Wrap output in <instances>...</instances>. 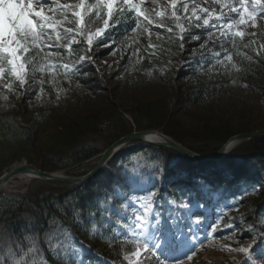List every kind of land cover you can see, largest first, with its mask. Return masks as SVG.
I'll return each mask as SVG.
<instances>
[{"label": "rangeland", "instance_id": "374dc122", "mask_svg": "<svg viewBox=\"0 0 264 264\" xmlns=\"http://www.w3.org/2000/svg\"><path fill=\"white\" fill-rule=\"evenodd\" d=\"M69 2L74 3L76 0H61V3ZM251 2L252 0H249V3ZM196 3L203 7H215L219 10V6L215 5L213 0H207V2L206 0H196ZM142 8L148 12L154 11L149 0H145ZM155 10H160V7L157 6ZM183 22L188 29L183 41L176 37L177 29L174 28L173 33H169L174 34L173 37H168L165 33L162 32L161 34L158 30H155L159 29L155 26L150 28L151 38L145 32H143L144 35L129 33L126 36L127 40L124 42L102 41L100 44H94L90 51L85 47L86 40L80 39V44L73 46L74 56L72 59L81 55L92 58L91 62L86 61L83 65H76L78 70L75 74H79L84 69L93 70L86 77L91 82L88 85H83L80 81L70 77L71 72L74 70L65 75L61 69L55 75L52 72L41 73L39 71L29 75V83L24 86L23 90L16 88L14 91L9 92L7 89L0 88V175L17 162L26 161L39 166L34 153L31 152V145L36 148H50L49 150L52 153L61 150L63 144H65L64 142L67 141V136H57L55 133L59 127L58 125L62 122L63 124L66 122L68 125L77 122V125H74L76 127L81 124V121L85 122L84 118L91 115H99L100 117L107 115L112 112L113 107L120 108L125 115L126 110L148 106L153 107L156 111L159 121L165 112H168L175 115L180 123L184 125L194 126V124H199L189 115L190 112L195 110V107L183 104L187 91L196 86L208 84L222 87L219 89V93L208 97L209 100L207 99V102H214L215 107L208 109V112L198 113L199 116L207 118L216 115L220 121L232 123L229 125V129L231 127L235 128L236 121L234 122L231 116L233 110L237 106L243 104L254 105L257 102L251 91L243 86L244 70L241 63L239 64L233 59L237 65L236 68H232L231 64L227 68L216 65L214 68L199 70L197 72L199 74L194 77L185 74L189 70V65L194 62L193 59L202 57L201 53H203V56L209 54L213 56L214 49L218 51L220 48H224L223 44L226 42H228V46H231L232 43L225 40L221 45L209 41L207 49H211V51L202 49L200 44L207 39L206 31L194 26L190 27L187 21ZM97 27H102V21L96 20L91 25L92 30ZM161 30L166 32L164 29ZM241 30L249 34L245 35L243 39L239 38V41L252 42L264 55V48H260V45L264 44V41H262L264 40V12L258 13L255 26L250 23L248 26H241ZM157 33H159L160 39H157ZM189 33L192 35H189ZM251 33L255 35H251ZM194 36H199V40L194 39ZM150 42L157 47L150 48ZM105 43L111 44V47L103 46ZM180 43L184 44L183 50L179 47ZM162 45L164 47H161ZM136 49H139V52H136ZM52 51H59L64 57V63L71 62L64 50L52 49ZM113 51H115L114 55L111 54ZM222 55H224L223 52ZM224 75L225 78L223 79ZM40 81H43V83H39ZM96 85L101 86V90L98 89V95H95L91 89ZM41 88H43V92H41ZM4 96H8V99H4ZM260 110L262 114L257 119V124L264 125V108ZM14 119L17 123H14ZM162 128L158 130L163 132ZM88 137L99 143L101 147L108 144L106 137H93L92 133ZM247 140L243 139L234 143L226 154L233 150L235 146ZM145 144L140 140L128 142L110 159L107 167L99 175L85 182L84 186H86L90 195L103 203L101 209L104 214L110 220L120 218L118 220L119 227L128 232L129 235L133 236L134 234L135 241H140V244H134L126 239H123V241L121 238L120 241L116 239V245H111V248L117 250L109 255L102 253L104 256L100 257V263L96 261V263L91 264H117L110 259L120 260L121 262L118 264H129V260L125 257H130L131 252L135 251L137 247H142L144 242H147L150 247L159 244L161 255L160 259L157 260L151 252H142L139 264H237L240 259L248 257L241 252L231 251L224 246L228 245L232 249H236L253 244L254 239L257 241L254 249L264 255V245L259 243V237L246 230L247 228L244 230L223 228L224 223H220L222 226L221 231L213 233L210 227L208 229V225L212 222L210 220L213 218V209L206 206L205 203L190 205V209L180 207V210L187 213V220H181L177 213L166 212L167 208L179 207L178 203L169 201L167 195L159 190L161 187L160 178L172 159L169 153L161 158L154 150L148 149ZM54 171L66 173L67 169ZM150 177L159 178L158 184L152 186L153 188H148L143 193L133 192L129 196V190L135 187L137 179L140 178L141 185L139 187L142 188V186H148L147 183ZM36 180L32 177H14L7 183L4 192L27 195L32 192L31 187L37 188V185H35ZM39 190L42 189L38 186L37 191ZM117 192L128 198L125 210L120 212V215H115L116 205L119 202L114 196ZM147 192L154 193L152 202L157 207L158 214L154 213L150 216L147 229L142 230V233H140V228L135 227L132 222L134 211L131 209L132 206H135L138 209L136 212L139 213L140 202L133 203L131 197H144ZM87 194L89 193L87 192ZM34 195L32 192L31 198L35 197ZM206 196L212 200L217 198L216 194L213 193H208ZM69 200L72 202V198ZM144 203H147V200ZM127 211L130 213H126ZM25 214H27L26 211ZM171 217H173L174 223L167 227L168 229H165V225L171 224L168 221ZM25 220L28 219L25 218ZM179 225L181 226L180 232H178ZM3 227L4 224H1L0 231L4 230ZM3 233L5 236L7 235L5 232ZM70 233L75 235L73 231H66L63 235V243H61V240V242L53 241L52 245H58L57 254H60V252L64 254L66 251V256H76L81 263L86 262V254L89 247L92 248L90 246L91 240L79 235L81 243H85V245H76L66 239V235ZM190 236L191 239L200 241L199 244L196 245L193 241L196 246L191 245L189 242ZM6 237L12 241L11 247L16 253L14 256L9 257L7 264H12L16 260L21 261V264H41V261H46V264H53L40 257L42 255L39 253L40 249L35 253H28V249L32 247V244L28 243L21 251L20 248H17V241L11 239L8 235ZM65 244L74 245L82 255L74 253L70 247L65 249ZM194 246L196 248L190 252V247ZM103 248L108 251L111 250L109 247ZM0 251L7 254V245ZM112 255L117 258L112 257ZM180 255L181 258L173 261L175 257ZM189 256H191V259L188 258ZM151 259L153 262L150 261ZM131 261L132 264H136L137 258L131 257Z\"/></svg>", "mask_w": 264, "mask_h": 264}, {"label": "trees", "instance_id": "16d2710c", "mask_svg": "<svg viewBox=\"0 0 264 264\" xmlns=\"http://www.w3.org/2000/svg\"><path fill=\"white\" fill-rule=\"evenodd\" d=\"M121 19L122 23L117 25L110 34L112 40L124 42L129 33L145 34L142 30L132 31L135 21L131 13H127ZM155 30L161 34L165 33L168 37L174 36L161 29ZM108 40L106 36L104 41ZM223 45L224 49L232 51L233 59L241 63L244 70L243 86L251 91L257 101L254 105L243 104L233 110L231 116L234 122L236 121L235 128L229 129L232 123H224L217 119L216 115L207 118L199 116L198 113L208 112V109L215 107L214 102H207V99L219 93L222 87L208 84L196 86L187 91L186 99L183 100V104L195 107V110L189 114L196 123H199L194 124L195 127L180 123L175 115L168 112H165L159 121L156 111L148 106L126 110V113L134 118V123H132L120 108L113 107L112 112L107 115L103 117L91 115L84 118L85 122L81 121V124L76 127L74 125H77V122L71 125L66 122L59 124L55 135H66L67 141L64 142L65 144L62 143L63 148L56 153L55 151L50 152V148H36L31 145V152L34 153L35 160L39 163L37 167L49 171L67 169L68 174L83 175L97 163L98 159L94 158L96 155L134 130L163 127L165 134L172 136L187 148L203 155H210L234 135L264 129V125L257 124V119L262 114L260 109L264 108V55L260 51L257 55L258 47L252 42L239 41V38H236V47H233V44L228 46V42ZM214 51L221 52L223 56L221 48L218 51L214 49ZM237 52L240 54L238 55ZM245 53L247 56L243 55ZM247 57H251V60ZM193 61L189 65L188 72L185 73L187 76L194 77L199 74L197 73L199 70L208 69L215 63L210 54L194 58ZM92 71L84 69L79 74H71L70 77L80 81L83 85H88L91 82L86 77ZM91 89L95 95H98V89L101 90V86L96 85ZM164 122H166L165 125ZM14 123H17L16 119ZM90 133L93 137H106L107 146L101 147L99 143L92 141L88 137ZM145 145L161 158L167 153L171 156L166 183L173 191V197L179 201H182L183 196L184 201L193 202L197 196H201L203 189L219 191L222 196L220 203L223 201L225 204L233 203L231 209L234 212L224 216V223L229 222L228 217H240L242 214L247 222L236 219L233 221L234 228L232 229L244 230L249 225L258 224L264 219V137L248 139L235 146L223 158L209 163L194 161L167 147ZM35 185L37 188L41 187L42 190L37 191V188L31 187V191L35 194L32 198V192L27 195L4 191L0 193V225L4 224V230L0 232H5L11 239L19 242L20 248L24 249L30 243V238H38L41 258L53 264H68L66 262L68 257L63 253L54 254L50 250L49 241L51 243L60 240L63 242V235L70 230L75 235L70 233L66 235V239L72 243L82 242L79 237L81 235L91 240L90 246L99 253L109 255L117 250L111 248V245H116L114 239L116 234L102 215L103 203L90 195L86 186L40 179L35 181ZM71 198L72 202L69 200ZM93 213L94 215H90ZM93 225L96 226L95 230H93ZM103 247H109L111 250L108 251ZM112 257L117 258L115 255Z\"/></svg>", "mask_w": 264, "mask_h": 264}, {"label": "snow or ice", "instance_id": "6c2138e0", "mask_svg": "<svg viewBox=\"0 0 264 264\" xmlns=\"http://www.w3.org/2000/svg\"><path fill=\"white\" fill-rule=\"evenodd\" d=\"M207 2V0H206ZM145 0H76V2L61 3V0H0V88L7 89L9 92L16 88L21 90L29 83V75L39 71L52 72L55 75L59 70H63L65 75L71 70L76 69V65H83L86 61L91 62L90 56L81 55L72 59L74 56L73 46L80 44V39H85V47L91 50L94 44H100L107 36L112 40L111 32L122 23L121 17L127 13H133L135 25L133 32L142 30L147 33L149 38L152 36L150 28L155 26L164 29L167 33H173L174 28L176 37L184 40V35L188 32L183 21H187L188 25L196 28L204 29L207 33V39L204 40L200 47L207 49L209 41L220 43L225 40L230 41L233 47H236V38L243 39L246 33L241 30V26L256 25V19L259 12H264V0H213L217 8L203 7L196 3V0H149L153 12H148L142 8ZM191 5V6H190ZM159 6L160 10H155ZM59 17V18H58ZM96 20L102 21V27L92 30L91 25ZM171 25V26H169ZM189 35H192L189 33ZM251 35H255L251 33ZM157 33V39H160ZM199 40V36L193 37ZM114 43V40H112ZM103 46L111 47V44L105 43ZM150 48H156V45L149 43ZM180 49L183 50L184 44L180 43ZM248 47V45H245ZM264 48V44L260 45ZM52 49L64 50L68 54L70 63H64V57L59 51ZM211 51V49H207ZM224 53L221 58V52H213V59L216 65L225 68L231 64L232 68L237 65L233 60V53L228 49L222 48ZM259 55V49L256 50ZM139 52V49H136ZM111 54H115L113 51ZM136 54V53H133ZM239 55L240 53L237 52ZM203 56V53H201ZM247 56V54H243ZM251 60V57H247ZM39 83H43L40 81ZM43 92V88H41ZM8 99V96H4ZM255 190V189H254ZM153 192H147L144 197L133 196V203L139 201V213L133 212L132 222L135 227L142 230L147 229L150 223V216L154 213L158 214L157 207L152 202ZM178 206L184 209H190V203L184 201ZM147 200V203L144 201ZM175 202V201H173ZM90 215H94L90 214ZM218 219L223 220V216ZM228 223L223 224V228H233L236 219L247 223L244 215L240 217H228ZM96 226L93 225V230ZM264 219L257 224L249 225L246 230L252 232L259 237V243L264 245ZM220 223L211 226V231H221ZM47 235V234H46ZM32 247L28 249V253H35L39 250L38 238H30ZM12 241L9 240L3 232H0V250L7 245V254L0 251V264H7L10 256L16 253L11 247ZM63 243V242H61ZM140 244V241H134ZM257 241L254 239L253 244L232 249L231 251L243 253L246 257L253 256L254 246ZM50 250L56 253L57 246L52 245L49 241ZM71 248L74 253H80V250L74 245L65 244V249ZM17 248H20L17 242ZM160 245L154 244L149 246L147 242L142 247H137L131 252L130 257H125L132 264L131 257H136V264H139V258L142 252H151L153 256L160 259ZM23 251L22 248H20ZM67 255V252L64 253ZM27 255V254H26ZM191 259V256L188 257ZM12 264H21V261H13ZM46 264V261H41Z\"/></svg>", "mask_w": 264, "mask_h": 264}, {"label": "water", "instance_id": "95a60500", "mask_svg": "<svg viewBox=\"0 0 264 264\" xmlns=\"http://www.w3.org/2000/svg\"><path fill=\"white\" fill-rule=\"evenodd\" d=\"M126 113V112H125ZM126 117L128 115V119L134 123V118L126 113ZM164 125L166 122L163 123ZM158 133L163 140L162 141H152L145 138V135L148 133ZM254 137H264V129L254 130L248 133H240L237 135L232 136L229 138L218 150H216L214 153L210 155H203L200 153H197L186 146H184L182 143L174 139L172 136L167 135L155 128H148L143 130H134L133 132L124 135L123 137L119 138L115 142H113L102 154L99 162L96 164L95 167H93L88 173L82 176H73L69 175L67 173H64L62 171H48V170H42L41 168H38L37 166L30 164V163H24L18 166H14L10 168L9 170L5 171L2 175H0V193L3 191L5 185L14 177L19 176L21 174H31L32 178L36 179H43L48 181H54V182H63V183H72V184H82L86 181H89L92 177H94L99 171L103 169V167L106 165L108 160L111 158V156L114 154V152L121 148L123 145L127 144L130 141L134 140H142L146 143H150L157 146H166L171 149H174L194 160L201 161V162H210L214 161L216 159L222 158L229 148L233 146L234 143L243 140V139H251ZM115 150V151H114Z\"/></svg>", "mask_w": 264, "mask_h": 264}, {"label": "bare ground", "instance_id": "6f19581e", "mask_svg": "<svg viewBox=\"0 0 264 264\" xmlns=\"http://www.w3.org/2000/svg\"><path fill=\"white\" fill-rule=\"evenodd\" d=\"M145 138L148 139V140H152V141H162V140H163V138H162L158 133H156V132L146 134V135H145ZM122 148H123V147H121V149H122ZM119 150H120V148L117 149L116 151L114 150V151H115L114 154H115L116 152H118ZM110 159H112V158H110ZM109 161H110V160H109ZM24 163H27V162H26V161H23V162H17V163L14 164L12 167H14V166H18V165H21V164H24ZM108 163H109V162L106 163V165L103 167V169L107 167ZM12 167H11V168H12ZM103 169H102V170H103ZM102 170H101V171H102ZM101 171H99L95 176L99 175ZM19 176H21V177H25V178H31V177H32L31 174H21V175H19ZM95 176H94V177H95ZM92 178H93V177H92ZM92 178H91V179H92ZM91 179H90V180H91ZM6 185H7V184H6ZM6 185H5V187H6Z\"/></svg>", "mask_w": 264, "mask_h": 264}]
</instances>
